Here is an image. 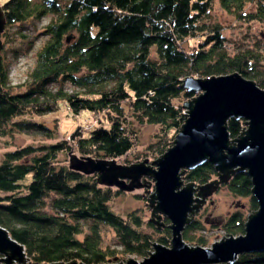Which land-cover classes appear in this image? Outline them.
I'll return each mask as SVG.
<instances>
[{
    "label": "trees",
    "instance_id": "trees-1",
    "mask_svg": "<svg viewBox=\"0 0 264 264\" xmlns=\"http://www.w3.org/2000/svg\"><path fill=\"white\" fill-rule=\"evenodd\" d=\"M215 1L243 24H264V0H0L5 44L10 30L50 17L40 30L45 42L23 90L12 91L10 65L0 53V138L16 133L52 141L56 129L34 118L53 114L61 105L74 120L83 115L99 120V127L87 134L79 127L51 144L4 154L0 227L23 247L29 264H110L128 256L144 259L154 242L169 247L166 218L161 232L150 220L145 231L137 213L122 218L110 209V202L125 196L123 189L136 181L140 188L133 192L145 201L153 191L149 179L117 175L111 178L123 189L109 187L98 184L99 173L85 174L70 164L87 170L92 162L130 167L161 157L184 123L183 103L195 97L181 88L187 78L237 73L264 90V50L229 53L223 28L211 19ZM65 85L73 90H64ZM135 124L159 127L140 157L134 155L139 141ZM227 126L233 140L243 129L242 121L229 120ZM216 175L206 163L181 178L199 187ZM250 184L249 177L235 174L222 186L234 198L248 199V213L257 210ZM248 213L230 214L221 230L227 237L243 235ZM101 226L114 232L115 249L102 247ZM202 228L194 219L182 241L205 247L203 238L193 236ZM236 264H264V253L240 256Z\"/></svg>",
    "mask_w": 264,
    "mask_h": 264
},
{
    "label": "water",
    "instance_id": "water-1",
    "mask_svg": "<svg viewBox=\"0 0 264 264\" xmlns=\"http://www.w3.org/2000/svg\"><path fill=\"white\" fill-rule=\"evenodd\" d=\"M0 8V36L5 31ZM68 37L66 42L70 41ZM3 43L0 39V53ZM181 88L195 95L183 103L184 123L171 148L151 164L145 160L127 167L114 162H92L91 169L71 162L70 167L85 174L99 173L98 184L122 188L112 176L150 180L147 193L150 221L161 230L162 218L170 223L169 247L152 245V252L139 264H236L238 257L264 253V90L237 73L209 79L187 78ZM229 120L242 121L243 129L231 139ZM206 163L213 166L217 180L196 187L181 177ZM235 174L250 178L251 195L257 210L247 216L244 234L221 238L210 249L188 246L182 233L204 207L207 197L227 184ZM130 183L129 193L140 186ZM0 264H28L24 249L0 227ZM69 264H78L71 262ZM122 264V263H119ZM126 264H137L128 260Z\"/></svg>",
    "mask_w": 264,
    "mask_h": 264
},
{
    "label": "rangeland",
    "instance_id": "rangeland-1",
    "mask_svg": "<svg viewBox=\"0 0 264 264\" xmlns=\"http://www.w3.org/2000/svg\"><path fill=\"white\" fill-rule=\"evenodd\" d=\"M213 10L211 12V19L213 22L218 23L222 28L223 39H225L226 50L234 54L239 50H244L247 48L255 49L259 48L264 50V24H243L235 20L231 15L225 13L219 6L218 2L215 1L213 5ZM50 21L48 16L40 23L29 22L20 28H14L8 32L9 43H3V49L1 54L5 57L6 61L10 65V83L13 88V92H18L23 90L22 87L27 80V77L35 65V55L39 50V47L45 42V38L40 36V30ZM17 32L22 33L28 39L19 38L16 34ZM1 38V37H0ZM31 43L28 48V43ZM16 54V58L14 55ZM55 88V87H53ZM64 90L71 92L73 89L68 85H65ZM36 122H42L47 127L51 129H56V135L52 141L36 139L32 137H26L16 133H12L6 137L0 138V163L4 158V154L20 149L29 145L39 146L42 144H51L55 141L67 138L76 129L82 127L87 134L90 130H94L99 127V120L94 117H88L83 115L81 118L74 120L68 110L64 106H60L57 112L46 115L44 117L34 118ZM138 133V146L135 150L134 155L139 157L146 154V147L150 146L151 143L155 141V136L159 134V127L137 124L134 125ZM134 157H130L133 160ZM138 192H127L125 196H121L110 202V209L116 215L126 218L128 214L135 212L137 216L142 219L143 228L147 231V221L150 220V211L146 206V201H140L137 199ZM208 201L205 203L201 212L196 215L195 219L200 222L203 226L202 231L196 233V237H201L205 241L206 249H210L211 246L219 242L221 238L227 235L221 230L220 226L222 222L230 214L241 209L245 214L248 213V199H237L231 196L226 188L219 187V189L209 197ZM147 199V198H146ZM241 207V208H240ZM248 213V215H250ZM246 215V219L247 216ZM218 223V224H217ZM153 225V224H152ZM157 232L158 230L155 225H153ZM86 232V227H84ZM114 232L110 228L101 226V240L103 248H116V238ZM186 243V242H185ZM191 243V244H190ZM186 243L188 246L196 247L195 242ZM158 244V243H156ZM152 252V250H151ZM120 257V255H118ZM148 257V255H147ZM146 257V258H147ZM0 258H2L0 256ZM120 262L118 258L111 261L110 264H126L128 260H133L137 264L141 263L144 259L136 258L135 256H128ZM29 264V262H28Z\"/></svg>",
    "mask_w": 264,
    "mask_h": 264
},
{
    "label": "flooded vegetation",
    "instance_id": "flooded-vegetation-1",
    "mask_svg": "<svg viewBox=\"0 0 264 264\" xmlns=\"http://www.w3.org/2000/svg\"><path fill=\"white\" fill-rule=\"evenodd\" d=\"M214 180H217V178H215V177H214V179H213L212 181H214ZM222 186H223V185H221L220 187H222ZM218 189H219V188H218ZM208 199H210V198H209V197H207V199H206V200L208 201ZM207 201H206V202H207ZM200 212H201V210H200V211H199L197 214H199ZM197 214H196V215H197ZM195 217H196V216H195ZM217 224H218V223H217Z\"/></svg>",
    "mask_w": 264,
    "mask_h": 264
}]
</instances>
